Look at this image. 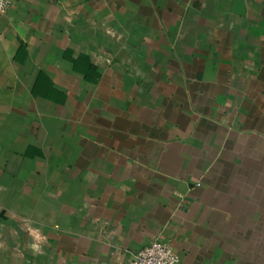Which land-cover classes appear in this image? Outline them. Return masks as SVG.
Here are the masks:
<instances>
[{"label":"crops","instance_id":"crops-1","mask_svg":"<svg viewBox=\"0 0 264 264\" xmlns=\"http://www.w3.org/2000/svg\"><path fill=\"white\" fill-rule=\"evenodd\" d=\"M13 0L0 15V264H264V0Z\"/></svg>","mask_w":264,"mask_h":264},{"label":"built area","instance_id":"built-area-1","mask_svg":"<svg viewBox=\"0 0 264 264\" xmlns=\"http://www.w3.org/2000/svg\"><path fill=\"white\" fill-rule=\"evenodd\" d=\"M13 0H0V15L11 8ZM129 264H182L176 251L167 243L154 242L132 255Z\"/></svg>","mask_w":264,"mask_h":264},{"label":"water","instance_id":"water-1","mask_svg":"<svg viewBox=\"0 0 264 264\" xmlns=\"http://www.w3.org/2000/svg\"><path fill=\"white\" fill-rule=\"evenodd\" d=\"M236 3L238 4V6H240V9H238V14L239 15H242L243 13H244V11H243V3H242V1H236Z\"/></svg>","mask_w":264,"mask_h":264}]
</instances>
